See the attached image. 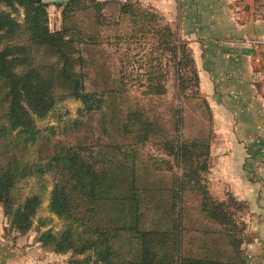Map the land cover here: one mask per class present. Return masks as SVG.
<instances>
[{"label":"trees","instance_id":"1","mask_svg":"<svg viewBox=\"0 0 264 264\" xmlns=\"http://www.w3.org/2000/svg\"><path fill=\"white\" fill-rule=\"evenodd\" d=\"M83 1L62 0L55 6L64 5L63 20L93 10L98 26L106 4L89 0V4L83 5ZM1 4L14 10L20 7L25 14L20 24L0 9V207L12 229L20 235L26 234L41 204V194L22 196L16 191L17 186L31 178L41 183L49 176L52 189L48 210L65 222V228L59 234L51 230L42 233L39 242L55 253L89 254L92 264H247L241 249L244 229L235 222L229 203L212 198L203 183L202 174L208 169L209 143L201 138L187 140L181 136L179 110L172 139L159 141V132L164 130L156 124V119L134 110L121 121V133L132 139L129 144L99 141L87 146L56 145L44 159L29 160L28 156L40 150L42 142L46 146L50 144L54 129H45L48 134L44 136L36 121L44 119L58 102L65 97L74 99L83 105L78 111L80 115L98 112L106 125V98L118 91H90L86 87L87 76L73 69L76 63L77 67L85 64L75 47L93 46L95 37L86 39L75 29L50 32L47 4L43 0H0ZM123 16L133 18L134 28L140 30L144 28L138 19H147L144 24H150L149 31L155 32L156 48L169 56L167 63L173 65L178 76H183L190 67L187 49L174 39L167 24L157 26L155 21L162 17L140 4L129 2L120 7L119 17ZM42 48L57 56L60 67H38L31 63L32 54ZM76 52L77 61L72 58ZM151 73L145 95H165L164 88L155 84L158 74ZM190 73L188 82H194L196 87L197 77L192 71ZM59 86L66 91H57ZM151 138L158 141L155 144L162 147V155L172 158V162L148 158L149 168L148 161L139 158V147ZM143 168L154 173L172 172L177 168L180 174H171L167 185L150 188L142 183L140 170ZM40 188L45 190L44 185ZM187 193L199 195L194 212L198 220L215 228L212 234L225 240L226 250L211 248L212 256L184 254L183 239L187 231L184 220L189 210L185 202ZM153 199L158 202L149 217L144 204ZM229 201L237 203L232 197ZM191 231L204 235L208 230L198 224ZM122 235L136 244V256L126 261L120 260L115 249Z\"/></svg>","mask_w":264,"mask_h":264},{"label":"rangeland","instance_id":"2","mask_svg":"<svg viewBox=\"0 0 264 264\" xmlns=\"http://www.w3.org/2000/svg\"><path fill=\"white\" fill-rule=\"evenodd\" d=\"M43 1L47 4V26L50 32H58L62 28L75 29L81 31L86 39L88 36L95 37V45H77L75 47L76 51L80 52V56L84 58L85 64L84 67H77L76 63L73 65V69L87 76L86 87L90 91L99 92L115 89L118 92L116 95L106 98V125L101 120V114L98 112L80 115L78 111L83 108V105L74 99L65 97L64 100L58 102L44 119L36 121L37 128L43 131L44 136L48 134L44 131L45 129H54V135L50 137V144L46 146L45 142H42L40 150H35L34 155L31 153L28 156L29 160L44 159L52 153L56 145L64 147L87 146L99 141L107 144H129L132 139L121 133V121L124 115L126 116L134 110L142 111L147 117L156 119V124L164 130L159 132L161 136L158 138L159 141L174 137L173 125L176 121V111L179 110L182 119L181 136L187 140L197 137L209 143L212 127L209 125L208 112L205 110L201 97L198 96L195 83L188 82L190 75L186 72L183 76H178L176 70L173 69V65L167 63L169 56L162 54L161 50L156 48L155 32L149 31L151 25L149 23V26L144 24L147 19H138L140 25L144 28L143 30L134 28L133 18L129 16L118 18L113 7L109 6L104 7L101 11L102 20L98 21V26H96L95 16L97 14L93 10L63 20L64 5L62 7L55 6V3L62 2V0ZM88 2L89 0H84L83 5L89 4ZM0 9L9 13L16 22L23 23L25 14L22 8L16 7L14 10L1 4ZM155 22L160 27L166 25L163 17ZM173 34L174 39L178 41L176 34ZM72 58L77 61V52L72 55ZM31 63L38 67L47 65L60 67L61 65L57 56L45 48L32 54ZM149 73L158 74L155 84L164 88L165 95H157L159 97L145 95L150 83L148 82L150 80ZM159 75L164 78L160 79ZM182 80H184L183 86L181 85ZM57 91L63 93L66 90L59 86ZM165 136L167 138H164ZM155 143H158V141L151 138L148 143L141 148L139 147V158L142 161H148L149 168L151 163L149 159H165L161 157L162 147ZM210 164L212 166L213 159ZM149 168H143L140 173L142 183L148 184L147 186L150 188L162 186L163 184L167 185L168 181L172 179L170 174L174 175L178 171L176 168L172 172L154 173ZM145 169L148 171L146 172ZM202 177L206 183L204 185L207 187V176L203 175ZM41 185H44V191H41ZM51 189L52 183L49 176H45L44 182L41 183L31 178L17 186L16 191L22 196L41 194V204L33 219L31 229L24 235H20L12 229L10 221L4 216L0 207V264L93 263V258L89 254L55 253L49 246H43L39 242L42 233L51 230L53 234H59L65 228V222L48 210ZM212 195L217 201L223 199V201L229 203V211L233 212L235 222L244 229L241 236L244 241L241 247L244 258L247 264H255V262L258 264L256 260L259 255L257 247L259 244L264 245V236L259 235L251 228L257 223L256 220L252 221V208L245 205L244 202L231 203L229 201L231 196H228V191L222 188L213 190ZM186 196L185 202L190 211L188 210L184 220L187 228L183 239L185 244L183 247L184 254L186 256H195V254L197 256H212L214 252L211 248L221 251L226 250L225 240L212 234L215 228L205 221L198 220L194 212L193 206L199 200V195L187 193ZM157 202V199H153L144 204V211H147V216L150 217L151 213L153 214ZM148 221H146V224H148ZM198 224L203 230H208L204 232V235L198 234V236L197 233L191 231ZM127 238V235H122L115 245L121 261L130 260L136 256V244ZM199 244L201 245L200 250L198 249ZM204 245H207V248H204ZM208 249L210 250L207 251Z\"/></svg>","mask_w":264,"mask_h":264},{"label":"crops","instance_id":"3","mask_svg":"<svg viewBox=\"0 0 264 264\" xmlns=\"http://www.w3.org/2000/svg\"><path fill=\"white\" fill-rule=\"evenodd\" d=\"M98 1L113 7L117 17L127 2L150 9L186 47L185 72L197 77L196 91L212 127L202 174L207 189L214 198L213 190L222 188L252 208L257 223L251 228L264 236V0ZM257 251L258 264L264 263V245Z\"/></svg>","mask_w":264,"mask_h":264},{"label":"built area","instance_id":"4","mask_svg":"<svg viewBox=\"0 0 264 264\" xmlns=\"http://www.w3.org/2000/svg\"><path fill=\"white\" fill-rule=\"evenodd\" d=\"M262 55L264 56V45H263V47H262Z\"/></svg>","mask_w":264,"mask_h":264}]
</instances>
